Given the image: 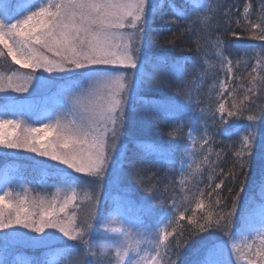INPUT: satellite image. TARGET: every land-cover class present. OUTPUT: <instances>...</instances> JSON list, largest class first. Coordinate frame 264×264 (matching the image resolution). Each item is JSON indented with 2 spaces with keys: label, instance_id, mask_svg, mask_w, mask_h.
<instances>
[{
  "label": "snow or ice",
  "instance_id": "1",
  "mask_svg": "<svg viewBox=\"0 0 264 264\" xmlns=\"http://www.w3.org/2000/svg\"><path fill=\"white\" fill-rule=\"evenodd\" d=\"M258 4L259 7L254 9L256 19L249 13L253 7L249 2L244 6L243 24L239 19L236 23L250 31L252 39L264 41V0H258ZM170 7L177 20H192L195 17L193 25L198 20L205 31H209L211 20L221 13L225 19H230L232 15L231 8L226 3H219V0L215 7L211 0H186L182 8L175 4ZM17 8L16 15H22V19L15 18L9 0H0V57L6 52L13 63L22 69H30L31 73L42 70L62 74L59 79L64 80L65 85L58 93L60 100L56 107L45 117L43 127L26 129L28 135L5 136V126L16 128L21 122L0 117V149L31 152L55 161L71 172L50 166L53 174L63 183V188L57 187L51 198L39 194L33 197L28 189L15 197L10 190L0 194V233L4 241L0 247V264H41L39 261H9L10 246L15 243L44 248L58 246L60 251L42 264H61L64 258H67L66 264H179L182 251L198 237L201 244L195 251H203L204 258L192 264H234V257L237 264L240 261L264 264V203L259 208V225L250 216L244 219L241 228L242 233H258L257 237L251 241L245 238L237 244V234L232 231L236 204L245 190L246 174L253 154V134L249 131L242 146L234 152L236 160L233 167L227 171L221 167L217 171L216 161L212 159L213 134L207 123L208 117L215 123L217 112L221 121L227 124L225 114L235 117L249 111L251 114L246 116L250 122L248 129L254 128L258 119H264V71H260L264 69V43L244 63L245 69L251 68L246 78L233 71V61L223 54L225 45L219 38L213 43L221 50L218 53L219 63L221 69H226L227 75L219 81L220 90L214 100L211 93L207 100L200 99V94H196L195 103L205 107L200 109L196 126L188 128L187 142L181 154L188 153L187 144L191 143L193 147L199 145V155L203 157L195 168L192 161L181 159L182 186L183 178L200 173L202 166L210 169L205 186L207 191L197 189L199 202L196 208L191 209L192 214H186L189 211L187 207L181 210L173 196L169 208L172 215L168 217L167 225L146 229L139 217L135 224L125 227L119 218V207H116L110 228L113 238L94 244L92 236L96 230L95 221L100 215V189L115 158L118 141L137 121L158 124V115L176 120L185 111L182 103L171 100H145L146 107L142 112L126 108V104L145 85L169 86L161 72L169 63L167 57L155 58V73L152 75L145 73L139 61L142 48L148 46V25L156 12L151 9V0H19ZM128 29L134 32L129 34ZM252 59L255 64L250 63ZM102 66H119L132 71L113 73ZM173 66L178 74H183L184 64L173 62ZM237 79L241 80L240 87H243L239 101L236 99V86L228 84V81ZM45 86L41 78L32 74L12 72L7 77L0 74V93L5 94L0 106L5 111L16 110L22 105L17 103V97L8 93L31 94L30 89ZM192 87L195 88V83ZM178 91L189 101L192 100L190 90ZM152 108L156 109L155 114L150 110ZM200 121H204L203 128L199 127ZM39 133L51 135V139L42 143ZM145 147L158 158L174 164L181 145L177 139L167 146L147 143ZM216 155L219 156V153ZM184 165H187V172ZM130 174L137 177L141 187L151 184V178L146 177L144 169H134ZM261 174V190L264 192V167ZM81 177L90 178L85 185L88 190L83 195L89 209L82 220L78 212ZM147 190L151 192L150 187ZM204 197L214 201L218 211H208L198 220L197 209L205 208ZM229 198L231 208H228ZM146 211L150 212V209ZM183 221L187 224H181ZM212 229L221 231L224 239L203 240L201 234ZM146 243L151 247H142Z\"/></svg>",
  "mask_w": 264,
  "mask_h": 264
},
{
  "label": "trees",
  "instance_id": "2",
  "mask_svg": "<svg viewBox=\"0 0 264 264\" xmlns=\"http://www.w3.org/2000/svg\"><path fill=\"white\" fill-rule=\"evenodd\" d=\"M249 2L253 6L252 9H249V13L253 19H256L254 9L259 7L258 0H219V3H226L227 7L231 8L232 15L230 19H225L221 13L220 16L213 18L209 29L211 34H209V31H205L198 20L193 25L192 20H195V17L192 20L176 19L170 5L175 4L177 7L182 8L186 0H151V9H154L156 14L148 25V46L142 48L139 61L145 73L152 75L155 73V58L167 57L169 63L163 67L161 72L167 75L166 80L169 82V86L148 87L145 85L139 90V94H136L126 104V108L129 111L135 108L137 111L142 112L146 107L144 104L145 100L174 101L173 96L176 97L178 102V98L182 96L178 89L187 91L188 84H185V82L178 83L174 80L172 82V76L167 73L168 69L166 68L170 64L173 65V62H180L184 64L183 73L186 76L196 68H201L199 65L200 56L207 51L208 43H214L217 38L225 45L223 54L233 61V71L238 76L242 75L246 78L251 68L245 69L244 63L248 62L249 57L257 53L260 50L259 46L264 43V41L252 39V33L243 26H237L236 21L238 19L243 24L244 6ZM9 3L14 10L13 15L15 18H23L22 15H16V12L19 11L17 8L19 0H9ZM211 4L215 7L217 0H213ZM12 22L14 23L15 19ZM129 31L130 29L127 30L128 33ZM168 40L172 42L167 43L166 41ZM218 50L221 51L220 49ZM9 58L6 52L5 56L0 57L1 72L9 73L8 71H14L15 69L22 72H30L10 62ZM7 61L11 63L12 69L7 64ZM250 63L255 64L256 61L252 59ZM107 69L113 70L110 67H107ZM260 71H264V69ZM221 74L223 75L221 79H225L227 71L223 70ZM228 84L236 86L237 101L242 99L243 87H240L241 80L228 81ZM244 84H247L246 79ZM2 98L3 96L0 95V102H2ZM179 102L182 103V100ZM228 104H231V100L228 101ZM141 106L143 109H140ZM192 106L191 103L185 105L186 114L187 116L190 115V118L198 109ZM150 110L154 114L156 113L155 108ZM16 114L17 109L5 111L0 106V117L12 119ZM249 114H251L249 111H245L243 115L235 117H228L225 114V119L228 121L225 124L220 119V113L217 112L215 123H213L211 118L208 121L214 140L212 159L216 161L217 171L221 167L224 171L232 168L236 160L234 152L242 146L245 136L251 131L254 137L253 154L246 174L245 190L237 201L233 217L232 231L237 234L236 239L244 237L246 233L241 232L246 215L256 205L263 203V199L259 195L262 182L261 169L264 167V159H262V156H264V119H258L255 121L254 128L248 129L247 125L250 122L247 121L246 116ZM157 119L159 121L158 124L149 121H137L129 127L127 135L118 141L117 152L120 153L119 157L115 156L113 159L107 178L100 189V215L99 219L95 221L96 230L92 236L94 244L113 238L105 224L116 207H119V214L122 216H124V208L129 210V216H124L126 219H132V216H137L144 224L161 225L165 219L172 215L169 208L173 196L180 209L183 210L187 207L189 211L186 214L191 215V209L196 208L199 202L197 189L200 188L207 191L205 186L208 184L210 169L206 165L202 166L201 172L198 173L197 183H194L193 187L187 191L189 196L180 191V176L177 169L181 163L183 145L187 142L188 121L190 119L188 117L182 119L179 116L176 120H173L163 115H158ZM225 129H227V132H225ZM177 139H179L181 147L176 153L174 164L158 158L145 147L147 143L167 146L174 144ZM217 153H219V156L216 155ZM121 164L123 165L122 167H120ZM134 169H144L146 177L151 178V184L147 187H141L137 177L130 174ZM73 175L79 176L80 174L73 173ZM4 180H7V182H4ZM89 180L90 178L88 177H81L80 187L78 188L81 197V201L78 202L80 204L78 212L81 220L89 209L88 202L83 201L84 191L88 190L85 185L88 184ZM60 186H63V183L58 176L53 174L51 167L44 166L23 156L14 157L9 154H0V194L10 190L12 196L15 197L17 193L22 194L24 189H28L33 197L39 194L51 198L54 188ZM148 187L151 188V192L147 190ZM166 188L167 190H165ZM238 188L239 184L236 185L237 190ZM225 195H227L226 191ZM202 202L205 208L197 209L198 220L201 215L206 214L208 211H218V209H215L214 201L210 202L207 197H204ZM231 207V198H229L228 208ZM148 208L150 212L146 211ZM181 224L186 225L187 222L183 221ZM177 230H180L179 225H177ZM31 234L35 235L34 233ZM2 236L3 234L0 233V247L4 243ZM201 236L205 241L211 238L224 239L223 233L216 229L203 233ZM253 237H257V235H252L249 240H252ZM61 239L64 240L65 238ZM256 242L258 243V239ZM66 243L71 244L73 242L66 241ZM200 244L201 239L198 237L195 242L186 247L179 257V264H191L195 258H204L203 251L199 253L195 251ZM57 251H60V248L56 245L44 248L15 243L10 246L8 259L12 262L24 260L29 262L39 261L42 264V262L49 260ZM66 259H62L61 264H66Z\"/></svg>",
  "mask_w": 264,
  "mask_h": 264
},
{
  "label": "rangeland",
  "instance_id": "3",
  "mask_svg": "<svg viewBox=\"0 0 264 264\" xmlns=\"http://www.w3.org/2000/svg\"><path fill=\"white\" fill-rule=\"evenodd\" d=\"M211 2H213V0H211ZM27 14V13H26ZM22 19V18H21ZM133 31V29H130L129 34H131ZM134 32V31H133ZM208 48L206 49L207 51L204 52V54L202 56H200V60H199V65L201 66V68H196L194 71L189 72L187 74V76L183 73V74H178L175 71V68L172 64H170L166 69H168L167 73H169L172 76V82L173 80L175 82L178 83H182L185 82V84H188V88L187 91H191L192 92V100L189 101L188 99H186L183 95L180 96L178 99V102L180 100H182V104L188 105V104H192L194 108H198L195 112V114L193 116L190 115L187 116L186 114V109L185 111L180 114V118L182 119H186L187 117L190 119L188 121V128L189 127H193L196 126V122H197V118L201 115L200 113V109L205 107L204 104L201 105H197L195 103V99H196V94L199 93V98L202 100H207L208 99V95L209 93H211L213 100L215 99V95L217 92H219L220 90V85H219V81L221 80V77H223V75L221 74L223 72V70L225 71L226 69H221V65L219 63L220 60V56L218 55V53L220 52L217 48H215L213 46V43H208ZM10 62H12L11 58ZM9 61H7V64L10 66V68L12 69V65ZM18 67H20L18 64H16ZM102 67H110L113 70H109L110 72L113 73H129L132 70L131 69H124V68H120L119 66H102ZM30 72H22V71H18V70H14V71H8L9 73H4L0 71V74L5 75V77H7L8 75H11L12 72H17V73H21V74H32L34 77H39L41 78L46 86L43 88H36V89H30V93H8L7 95L9 96H14L17 97V103L19 105H22V107L17 108V114L15 115L14 118L12 119H16L19 120L21 122L20 126L16 127V128H12V127H8L5 126L4 129V135L8 136V137H15L17 135H28L29 133L26 131V129H31V128H42L43 127V122L45 121V117L56 107L57 103L60 100V97L58 95L60 89L62 87H64L65 85V81L62 79H59V76L62 74H57V73H46L43 72L42 70H37L35 73H31L30 69H26ZM77 71H82V70H77ZM164 78H167V75H164ZM225 76V75H224ZM188 82V83H187ZM33 83L35 84L36 81L34 80ZM193 83H195V88L192 87ZM139 92V91H138ZM139 93H137L138 95ZM1 96H4L5 94L0 93ZM174 101H176V97L173 96ZM140 109H143V107L141 106ZM209 118H207V123L209 121ZM203 124L204 121H200L199 122V127L203 128ZM35 135V134H33ZM39 137H42L43 139L41 140L42 143H46L47 140L51 139V135H46L45 133H39ZM188 146V153H185L183 156H181V159H188L190 161L193 162V167L195 168L197 163H200L203 160V157L199 155V145L197 144L195 147H193V145L191 143L187 144ZM184 151V150H183ZM182 151V153H183ZM0 154H9L10 156H14V157H19V156H23L24 158L36 161L40 164H43L44 166L50 167L52 165H55L56 167L59 168H64L65 171H71L70 169H66L65 166L63 165H58L56 164L55 161H51L49 159H47L46 157H39L36 156L34 153L31 152H24V151H15V150H4V149H0ZM119 152L116 153L115 156L119 157ZM185 171L187 172V165H184ZM180 169H181V163L177 169L179 176H180V180L182 179L181 174H180ZM197 176L198 173L195 175H191V176H186L184 177V184L183 186L180 184V191L182 193H184L186 196L187 195V191L193 187L194 183H197ZM4 182H7V180H4ZM5 184V183H4ZM60 188L62 189L63 186H60ZM175 188V187H174ZM183 188V190H182ZM56 188H54V192H56ZM262 199H263V203H264V192H262V190L260 191V195H259ZM262 203L256 205L247 215L245 218L250 217L252 218V220L257 224V226L259 225V208L260 205ZM149 209V208H148ZM129 210L127 208H124V216H129ZM124 216H122L121 214H119V218L120 220H122L124 222V226L125 227H129L133 224H135L136 218L137 216H132V219H126L124 218ZM111 220H112V215H110V217L108 218V220L106 221L105 226L107 225V229L110 232V228H111ZM167 221L168 218L164 220V222L161 225H152L149 223L144 224L146 229H152L153 226H158L159 228H164L167 225ZM149 222V221H148ZM141 230H145V229H141ZM133 232H135V228H133ZM30 234V233H29ZM33 235V234H31ZM59 235V234H57ZM252 235H257L258 233L256 232H252V233H245L244 237H240L238 239L235 240V242L237 244H240L242 240H244L245 238H251ZM139 238V237H137ZM111 241V240H109ZM251 241V240H250ZM142 247L145 248H149L151 247L150 244H144L142 245ZM143 255V253H141ZM197 259H203V257H198L195 258L193 261L197 260ZM234 260V264H237V262L235 261V257L233 258ZM192 264V263H191ZM238 264H246V262L244 261H240L238 262Z\"/></svg>",
  "mask_w": 264,
  "mask_h": 264
}]
</instances>
